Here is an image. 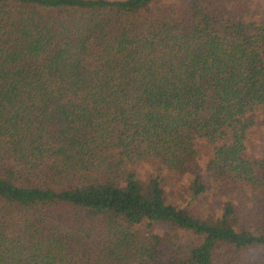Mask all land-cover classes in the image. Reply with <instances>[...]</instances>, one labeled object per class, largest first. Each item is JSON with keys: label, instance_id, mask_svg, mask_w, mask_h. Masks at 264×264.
I'll list each match as a JSON object with an SVG mask.
<instances>
[{"label": "trees", "instance_id": "trees-1", "mask_svg": "<svg viewBox=\"0 0 264 264\" xmlns=\"http://www.w3.org/2000/svg\"><path fill=\"white\" fill-rule=\"evenodd\" d=\"M162 2L0 0V264H248L264 248L249 146L264 18ZM202 141L214 154L192 194L225 197L211 220L162 177L185 175Z\"/></svg>", "mask_w": 264, "mask_h": 264}, {"label": "rangeland", "instance_id": "rangeland-1", "mask_svg": "<svg viewBox=\"0 0 264 264\" xmlns=\"http://www.w3.org/2000/svg\"><path fill=\"white\" fill-rule=\"evenodd\" d=\"M190 0H163L162 6L164 8H171L181 2L188 3ZM227 5L234 7L238 12L244 13L247 16H253L255 19L264 18V0H222ZM256 125L250 133V155L253 159L264 158V109L259 110L255 114ZM200 156L196 163L192 165L189 171L185 175H177L174 173L164 172L162 177L164 179V185L169 194L171 201L176 204L187 207L190 209H197L200 211L206 219H215L220 213L221 207L225 201L223 194L219 192V189H212L207 192L203 198H195L193 196L194 191V176L197 173H201L205 176L206 169L209 160L214 154V147L209 143L202 141L199 144ZM159 173V169L155 164H145L139 170V179L143 183H146L154 175ZM247 208V207H246ZM195 209V210H196ZM242 217L248 216L249 209H243ZM255 230V229H253ZM244 256L248 264H264V248L254 247L251 249H244Z\"/></svg>", "mask_w": 264, "mask_h": 264}]
</instances>
